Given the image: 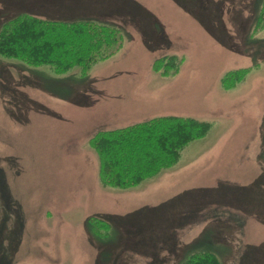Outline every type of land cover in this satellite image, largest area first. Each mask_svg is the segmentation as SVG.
<instances>
[{
  "label": "rangeland",
  "instance_id": "obj_1",
  "mask_svg": "<svg viewBox=\"0 0 264 264\" xmlns=\"http://www.w3.org/2000/svg\"><path fill=\"white\" fill-rule=\"evenodd\" d=\"M23 13L92 18L123 38L86 74L0 55V264H180L203 251L264 264V0H0V28ZM170 115L207 134L134 186L105 184L91 138Z\"/></svg>",
  "mask_w": 264,
  "mask_h": 264
},
{
  "label": "trees",
  "instance_id": "obj_2",
  "mask_svg": "<svg viewBox=\"0 0 264 264\" xmlns=\"http://www.w3.org/2000/svg\"><path fill=\"white\" fill-rule=\"evenodd\" d=\"M122 38L118 27L96 19L64 20L23 13L1 26L0 55L29 66H51L57 74L76 67L86 74L96 63L109 59ZM168 63L167 60L161 65ZM248 72L246 67L228 71L223 77V86L232 88ZM208 126L207 122L191 116L170 115L100 130L90 140L99 156L100 178L112 186H134L176 163L182 149L206 135ZM98 219L94 220L104 224L105 220ZM95 226L99 233L101 226ZM188 260L180 264L219 262L211 251L192 253Z\"/></svg>",
  "mask_w": 264,
  "mask_h": 264
}]
</instances>
